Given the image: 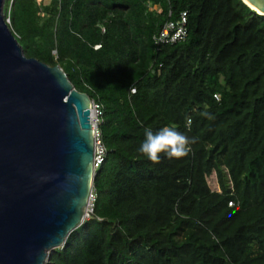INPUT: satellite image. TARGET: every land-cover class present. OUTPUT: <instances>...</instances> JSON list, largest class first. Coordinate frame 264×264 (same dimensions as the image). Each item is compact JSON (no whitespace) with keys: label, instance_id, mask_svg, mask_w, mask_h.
Here are the masks:
<instances>
[{"label":"trees","instance_id":"trees-1","mask_svg":"<svg viewBox=\"0 0 264 264\" xmlns=\"http://www.w3.org/2000/svg\"><path fill=\"white\" fill-rule=\"evenodd\" d=\"M182 13L186 39L156 44ZM5 14L27 58L103 109L93 213L47 264H264V15L243 0H7ZM166 125L195 143L151 162L144 129Z\"/></svg>","mask_w":264,"mask_h":264},{"label":"water","instance_id":"water-1","mask_svg":"<svg viewBox=\"0 0 264 264\" xmlns=\"http://www.w3.org/2000/svg\"><path fill=\"white\" fill-rule=\"evenodd\" d=\"M264 15V0H243ZM0 0V264H47L85 222L95 179L91 98L27 58Z\"/></svg>","mask_w":264,"mask_h":264},{"label":"clouds","instance_id":"clouds-1","mask_svg":"<svg viewBox=\"0 0 264 264\" xmlns=\"http://www.w3.org/2000/svg\"><path fill=\"white\" fill-rule=\"evenodd\" d=\"M201 115L211 118L207 112H202ZM187 119L190 123V117ZM193 143L195 138H189L175 127L166 125L156 131L145 128L137 151L149 161L158 163L162 158L179 159L187 156Z\"/></svg>","mask_w":264,"mask_h":264},{"label":"built area","instance_id":"built-area-1","mask_svg":"<svg viewBox=\"0 0 264 264\" xmlns=\"http://www.w3.org/2000/svg\"><path fill=\"white\" fill-rule=\"evenodd\" d=\"M55 0H43L45 4L51 3ZM4 19L8 26H10V19L4 14ZM187 13H182L180 18L176 22H169L165 25L161 32L154 37V41L156 44H175L179 41H184L187 37ZM100 46H96L95 49H99ZM215 98L218 99L216 95ZM90 122L94 131V139H95V150H94V169L95 173L97 169L101 166L104 162V159L107 154V150L102 143L101 139V131L100 125L102 124V116H103V109L102 107L97 104L96 102H91L90 107ZM95 195L94 190L91 194V199L89 202V212L87 215L93 213Z\"/></svg>","mask_w":264,"mask_h":264},{"label":"rangeland","instance_id":"rangeland-1","mask_svg":"<svg viewBox=\"0 0 264 264\" xmlns=\"http://www.w3.org/2000/svg\"><path fill=\"white\" fill-rule=\"evenodd\" d=\"M6 3H7V0H4V4H3V15L5 14V7H6ZM209 184L211 186V188L213 190L217 189L218 186H217V181H216V177L213 175L212 177L209 178ZM91 216V214L89 213L87 219Z\"/></svg>","mask_w":264,"mask_h":264},{"label":"bare ground","instance_id":"bare-ground-1","mask_svg":"<svg viewBox=\"0 0 264 264\" xmlns=\"http://www.w3.org/2000/svg\"><path fill=\"white\" fill-rule=\"evenodd\" d=\"M253 9H254V8H253ZM254 10L256 11V9H254ZM86 209H87L86 211H87V214H88V212H89V206H87V208H86ZM87 217H88V215H85V218H84V219L86 220V219H87Z\"/></svg>","mask_w":264,"mask_h":264}]
</instances>
